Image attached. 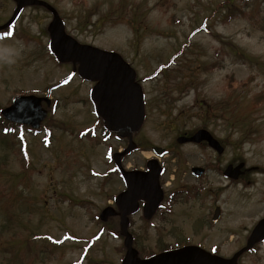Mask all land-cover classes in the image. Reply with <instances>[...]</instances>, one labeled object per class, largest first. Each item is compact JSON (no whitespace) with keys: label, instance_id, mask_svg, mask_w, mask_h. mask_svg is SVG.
Listing matches in <instances>:
<instances>
[{"label":"rangeland","instance_id":"1","mask_svg":"<svg viewBox=\"0 0 264 264\" xmlns=\"http://www.w3.org/2000/svg\"><path fill=\"white\" fill-rule=\"evenodd\" d=\"M46 1L79 42L119 51L136 70L145 119L122 165L145 169L152 145L167 149L158 160L167 189L161 208L148 220L141 209L129 216L139 256L194 243L231 257L264 215V0H233L231 17L223 16L227 0ZM13 7L0 0V24ZM50 18L25 7L0 39V108L15 94L51 98L37 131L0 129V264H120L118 216L99 213L115 208L125 187L112 155L127 138L104 131L92 84L69 76L71 62L49 52ZM200 127L222 153L176 142ZM239 161L247 168L240 183L221 173ZM192 165L207 171L197 178ZM215 205L221 214L212 223ZM255 248L238 264H264V241Z\"/></svg>","mask_w":264,"mask_h":264},{"label":"water","instance_id":"2","mask_svg":"<svg viewBox=\"0 0 264 264\" xmlns=\"http://www.w3.org/2000/svg\"><path fill=\"white\" fill-rule=\"evenodd\" d=\"M15 7L10 18L2 25L3 28L10 24L26 5H42L52 14L47 26L49 33V49L60 62L70 59L78 62V74L86 80H96L90 91V97L95 103L96 112L102 117L106 127L121 135L128 136L129 142L122 152L113 155L116 165L124 178L126 189L117 194L115 203L119 208V225L124 237L123 244L126 251L121 264H236L239 255L256 241L264 237V217L261 218L251 230L243 247L231 257L224 258L214 255L199 246L186 245L173 250H168L140 258L137 250L132 246V236L128 232V217L130 212L137 209L138 199L142 198L143 213L150 218L162 198V190L158 182L160 167L155 160L147 162L148 171L124 170L119 161V155L134 148L131 134L139 129L144 119L143 92L135 78V70L116 51L105 50L96 46L79 43L64 30L63 22L53 6L43 0H13ZM49 104L47 97H38L32 94L17 95L12 97L11 103L1 109V114L7 120L23 123L37 128L46 115V110L41 102ZM206 140L208 144L221 153L223 147L209 131L204 128L196 130L191 136H178L177 142ZM157 154L163 148L153 147ZM243 162L235 166L228 164L224 174L237 178L241 173ZM202 169L192 168L194 173ZM115 214L112 207L103 208L99 217L105 220L108 215ZM218 216L216 209L213 219Z\"/></svg>","mask_w":264,"mask_h":264},{"label":"trees","instance_id":"3","mask_svg":"<svg viewBox=\"0 0 264 264\" xmlns=\"http://www.w3.org/2000/svg\"><path fill=\"white\" fill-rule=\"evenodd\" d=\"M231 2L230 4H227V5H224L225 7V11L223 13V16L225 17H231V16H236V12H235V9L233 7L234 3H233V0H227L226 3H229ZM235 6V5H234ZM217 36V35H216ZM218 40L220 39L218 36L216 37ZM226 44L233 50H235L236 47L235 45H233V43H231L230 41H226ZM239 56L242 57V58H247L246 54L244 52H239ZM0 121L2 122V124H0V129H7L8 127H12V128H17L16 125L14 124H11V123H8V122H5L3 121L2 119H0ZM22 128H25V127H22ZM16 131V130H15Z\"/></svg>","mask_w":264,"mask_h":264},{"label":"flooded vegetation","instance_id":"4","mask_svg":"<svg viewBox=\"0 0 264 264\" xmlns=\"http://www.w3.org/2000/svg\"><path fill=\"white\" fill-rule=\"evenodd\" d=\"M201 143V142H200ZM202 143H204V142H202ZM189 144H197V143H189ZM160 159V158H159ZM203 167V166H202ZM207 171V169H205L204 167H203V170H201L200 172H199V174H197V178H199V176L201 177L205 172ZM161 172H162V167H161ZM190 172V171H189ZM191 173V172H190ZM218 173H220V171L218 172ZM222 174L224 173L223 172V170H222V172H221ZM245 173H246V168H244L243 169V171L241 172V174L239 175V177L235 180V181H238L239 183L240 182H242V180H240L241 179V177L243 176V175H245ZM161 174V173H160ZM159 177H160V175H159ZM160 182V181H159ZM194 187V186H193ZM163 189V188H162ZM178 189H180V190H174L175 192H179V193H181L182 191H184V189H181V188H178ZM166 190L167 189H164L163 190V197H162V200H164L165 198H166ZM188 190V189H187ZM197 190V189H196ZM191 191V190H190ZM198 191V190H197ZM163 202V201H162ZM161 202V203H162ZM160 203V204H161ZM216 206H218V205H215L214 206V209H213V212L215 211V207ZM219 207V206H218ZM218 209V208H217ZM213 212H212V214H211V216H210V221L212 222V223H217L218 221H219V218H220V214H221V209H220V207H219V209H218V214H219V216H218V218H217V220L216 221H212L211 220V217H212V215H213ZM245 237H243V239H244ZM216 247H212V248H210L209 250L210 251H212V252H214V253H216V249H215ZM205 249H207V248H205Z\"/></svg>","mask_w":264,"mask_h":264}]
</instances>
